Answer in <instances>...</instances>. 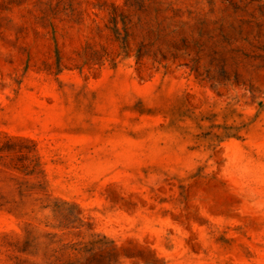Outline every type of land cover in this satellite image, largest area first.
Instances as JSON below:
<instances>
[{"label":"rangeland","instance_id":"rangeland-1","mask_svg":"<svg viewBox=\"0 0 264 264\" xmlns=\"http://www.w3.org/2000/svg\"><path fill=\"white\" fill-rule=\"evenodd\" d=\"M0 264H264V0H0Z\"/></svg>","mask_w":264,"mask_h":264}]
</instances>
